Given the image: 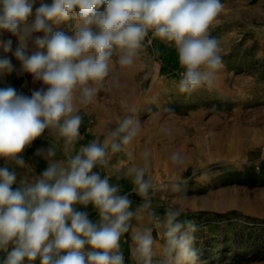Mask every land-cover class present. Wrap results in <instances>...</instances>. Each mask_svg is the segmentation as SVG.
Instances as JSON below:
<instances>
[{
	"label": "clouds",
	"instance_id": "1",
	"mask_svg": "<svg viewBox=\"0 0 264 264\" xmlns=\"http://www.w3.org/2000/svg\"><path fill=\"white\" fill-rule=\"evenodd\" d=\"M223 9L222 0H0V264H124L121 238L150 207L151 184L145 167L128 169L133 191L145 200L134 212L120 186L94 169L108 165L107 147L116 153L132 142L140 120L126 116L110 144L93 140L75 151L77 105L90 104L110 77L114 52L121 53L116 63L130 68L149 34L175 48L181 93L212 89L223 56L211 27ZM68 21L70 31L53 27ZM11 76H30L39 86L25 92L27 81L17 88ZM111 82L118 86L115 77ZM46 130L62 138L66 158L56 159L53 144L37 147L33 155L46 167L30 176L26 150ZM171 159L183 163L178 152ZM89 205L95 220L78 207ZM184 214L177 206L156 219L165 264H198V225ZM132 240L139 264H153L152 228L133 230Z\"/></svg>",
	"mask_w": 264,
	"mask_h": 264
},
{
	"label": "rangeland",
	"instance_id": "2",
	"mask_svg": "<svg viewBox=\"0 0 264 264\" xmlns=\"http://www.w3.org/2000/svg\"><path fill=\"white\" fill-rule=\"evenodd\" d=\"M222 3L211 35L220 42L223 68L212 89L181 93L175 48L149 34L130 68L122 69L116 63L121 53L114 52L110 77L97 86L90 104L77 105L82 123L75 151L93 140L110 144V133L126 116L140 120L132 142L116 153L107 147L108 165L94 169L120 186L134 212L145 200L133 191L128 169L145 167V180L151 184L150 207L132 218L130 231L121 238L124 264H139L132 234L146 227L156 240L153 264H165L164 237L156 219L177 206L184 210L182 220L198 225V264H264V0ZM73 23L53 27L70 31ZM26 81L25 92L39 86L30 76L8 78L17 88ZM47 144L56 146V159L66 158L62 138L46 130L32 145V159L26 158L36 165L28 175L46 167V161L33 154ZM177 152L182 164L171 159ZM78 207L97 219L91 205Z\"/></svg>",
	"mask_w": 264,
	"mask_h": 264
},
{
	"label": "crops",
	"instance_id": "3",
	"mask_svg": "<svg viewBox=\"0 0 264 264\" xmlns=\"http://www.w3.org/2000/svg\"><path fill=\"white\" fill-rule=\"evenodd\" d=\"M32 150H34V149H33V147L31 146V147H29V153L26 152V158L28 157L30 160L32 159ZM32 168H36V165L34 164V165L32 166ZM31 170H32V169H31Z\"/></svg>",
	"mask_w": 264,
	"mask_h": 264
}]
</instances>
